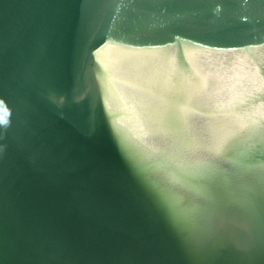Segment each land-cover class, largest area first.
Wrapping results in <instances>:
<instances>
[{
	"label": "water",
	"instance_id": "95a60500",
	"mask_svg": "<svg viewBox=\"0 0 264 264\" xmlns=\"http://www.w3.org/2000/svg\"><path fill=\"white\" fill-rule=\"evenodd\" d=\"M0 264H264V0H0Z\"/></svg>",
	"mask_w": 264,
	"mask_h": 264
}]
</instances>
